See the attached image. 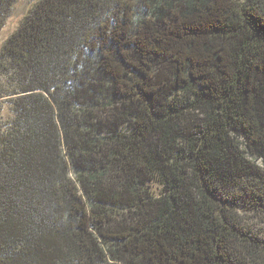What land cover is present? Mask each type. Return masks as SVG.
<instances>
[{
	"label": "trees",
	"instance_id": "obj_1",
	"mask_svg": "<svg viewBox=\"0 0 264 264\" xmlns=\"http://www.w3.org/2000/svg\"><path fill=\"white\" fill-rule=\"evenodd\" d=\"M0 264H264V0H38L0 51Z\"/></svg>",
	"mask_w": 264,
	"mask_h": 264
},
{
	"label": "rangeland",
	"instance_id": "obj_2",
	"mask_svg": "<svg viewBox=\"0 0 264 264\" xmlns=\"http://www.w3.org/2000/svg\"><path fill=\"white\" fill-rule=\"evenodd\" d=\"M38 0H17L13 5L10 16L0 32V51L5 40L19 27L25 16Z\"/></svg>",
	"mask_w": 264,
	"mask_h": 264
}]
</instances>
